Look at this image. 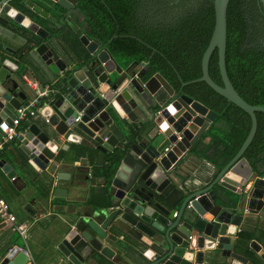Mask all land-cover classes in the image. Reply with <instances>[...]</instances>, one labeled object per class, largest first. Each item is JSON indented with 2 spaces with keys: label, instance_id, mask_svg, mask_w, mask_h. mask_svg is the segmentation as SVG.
Returning <instances> with one entry per match:
<instances>
[{
  "label": "water",
  "instance_id": "1",
  "mask_svg": "<svg viewBox=\"0 0 264 264\" xmlns=\"http://www.w3.org/2000/svg\"><path fill=\"white\" fill-rule=\"evenodd\" d=\"M48 1L65 15L77 4ZM229 1L212 0L213 31L195 81L243 110L251 126L234 157L199 188L178 166L215 112L158 73L146 78L148 65L122 68L108 44L85 33L83 51L61 55L46 28L57 27L53 15L32 0H0V123L10 124L33 98L27 74L49 90L34 116L25 113L13 140L3 143L0 132V168L9 179L27 172L38 184L64 183L51 195L65 200L52 204L70 219L59 226L58 256L49 264H264V248L238 232L264 217V168L243 156L256 132L255 113L264 107L243 100L226 72ZM258 1L264 17V0ZM214 50L222 85L208 74ZM48 197L39 194L41 205L50 204ZM19 248L1 254L0 264H30Z\"/></svg>",
  "mask_w": 264,
  "mask_h": 264
},
{
  "label": "trees",
  "instance_id": "2",
  "mask_svg": "<svg viewBox=\"0 0 264 264\" xmlns=\"http://www.w3.org/2000/svg\"><path fill=\"white\" fill-rule=\"evenodd\" d=\"M142 5L141 0H77L73 18L79 20L81 16L84 26L80 32L100 45L108 44L107 49L117 63L124 67L148 65L146 78L160 74L176 92L217 114L215 128L209 131L214 148L210 159L221 169L240 149L251 123L243 110L204 82L195 81L201 77L202 55L213 31L212 0L183 5L176 15L160 21L141 18ZM40 6L55 16L61 11L58 6ZM74 37L77 38L76 34ZM225 68L241 98L264 107V17L258 0L229 1ZM208 74L222 85L216 50L209 58ZM182 83L187 84L182 87ZM255 116L256 132L243 156L260 168L259 164L264 162V113L256 112Z\"/></svg>",
  "mask_w": 264,
  "mask_h": 264
},
{
  "label": "crops",
  "instance_id": "3",
  "mask_svg": "<svg viewBox=\"0 0 264 264\" xmlns=\"http://www.w3.org/2000/svg\"><path fill=\"white\" fill-rule=\"evenodd\" d=\"M40 6V4L47 5L51 7L50 3H47V0H32ZM37 1V2H36ZM41 7V6H40ZM57 21V27H46V22L40 20L44 27L52 34V40H54L55 47L57 51L63 55L69 54L71 51L80 52L83 51V47L79 42V36L83 34L80 31L76 30L73 22L69 27H72V30H68L67 27H63V21ZM81 27L82 19L78 20ZM59 27V28H58ZM63 27V28H62ZM76 34L77 38L74 37ZM122 66L121 64H119ZM122 68H126L122 66ZM135 71L142 70L144 65L140 67L134 65L131 67ZM25 83L28 88L29 83L36 85L40 88H45L42 86L38 80L27 74L24 77ZM32 90V89H31ZM33 91V90H32ZM32 99V98H31ZM29 99L26 103H28ZM25 103V104H26ZM23 104V105H25ZM38 116V114H36ZM25 119V118H24ZM23 121L20 122L18 129L23 126ZM35 119L43 121L40 117ZM34 120V119H31ZM215 122V121H214ZM141 124H137L139 127ZM214 123L211 124V127L206 131L202 136L198 146H195L191 154L178 166V169L188 177V180L193 182L199 188H204L210 185L214 180L217 173L220 170V167L213 163L210 159L212 151L214 150L211 146V135L209 134L210 129L215 128ZM2 154L0 151V159ZM93 159V158H92ZM94 160V159H93ZM77 163L78 160L75 159ZM251 165V164H250ZM252 166V165H251ZM260 168H264V162L259 164ZM21 179L14 177L9 179L7 175L0 168V198L8 203L10 207V213H12L16 222L26 223L29 226L26 245L32 259V264H49L51 262L52 256H58L54 251L56 245V239L60 234L59 226L62 225V221H69L70 217L63 211L57 209L53 203L62 202L65 198H53L51 195L56 186H61L63 188V182H56L48 185L42 183H37L31 177L30 173H21L19 172ZM46 193L48 198L51 200L50 204L41 205V200L39 199V194ZM35 205L30 206L29 201L34 197ZM68 199V198H67ZM252 225H243L238 228L239 233L249 234L250 240H256L259 245L264 248V217H255ZM61 224V225H60ZM20 246V248L25 247L22 239L8 228L0 220V255H4L8 252L13 246ZM257 264H262L258 260Z\"/></svg>",
  "mask_w": 264,
  "mask_h": 264
},
{
  "label": "built area",
  "instance_id": "4",
  "mask_svg": "<svg viewBox=\"0 0 264 264\" xmlns=\"http://www.w3.org/2000/svg\"><path fill=\"white\" fill-rule=\"evenodd\" d=\"M28 86L33 90V98L17 110L16 117L11 121L10 124H7L6 122L0 123V132L2 133L3 143L9 142L17 136L18 126L20 122L25 118V113L28 112L29 116H34L41 98H43L49 91L48 88H40L36 85H32L31 83H29ZM77 120L78 118L76 119V121ZM166 150L167 149L165 148V151ZM0 220L4 223H8L10 225V229L17 233V235L22 239L25 247L19 248V250L27 256L28 262L32 264V259L26 245L29 226L26 223L16 222L15 216L10 213V207L8 203H6L1 198Z\"/></svg>",
  "mask_w": 264,
  "mask_h": 264
},
{
  "label": "flooded vegetation",
  "instance_id": "5",
  "mask_svg": "<svg viewBox=\"0 0 264 264\" xmlns=\"http://www.w3.org/2000/svg\"><path fill=\"white\" fill-rule=\"evenodd\" d=\"M196 1L198 0H141L143 5L140 14L145 12L146 20L160 21L168 17H171L172 16L171 14L176 15L178 9L183 5L194 4ZM47 3L51 4L50 8H57L58 6L48 0ZM257 6H259L258 2H257ZM58 7L61 9V11L58 12L59 16H55L50 12L49 13L53 15L57 19V21L61 19L60 21H63V26H65V28L67 27L68 30L72 29V27L69 26L72 25L71 22H73L74 26H76L77 29L76 30L72 29V30L81 31L82 27L79 25L78 19L75 20L73 18L74 8L69 15H65V10L62 9L60 6ZM57 11L58 10H55V12ZM80 19L81 16H79V20Z\"/></svg>",
  "mask_w": 264,
  "mask_h": 264
},
{
  "label": "clouds",
  "instance_id": "6",
  "mask_svg": "<svg viewBox=\"0 0 264 264\" xmlns=\"http://www.w3.org/2000/svg\"><path fill=\"white\" fill-rule=\"evenodd\" d=\"M10 15H14V13H10ZM229 231H232V229H229ZM187 258L191 259V256H188Z\"/></svg>",
  "mask_w": 264,
  "mask_h": 264
}]
</instances>
